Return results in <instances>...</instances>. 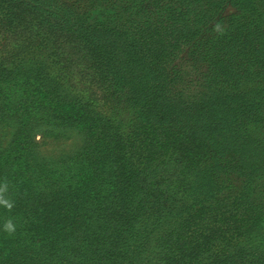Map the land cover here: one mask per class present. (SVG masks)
<instances>
[{
  "label": "trees",
  "instance_id": "obj_1",
  "mask_svg": "<svg viewBox=\"0 0 264 264\" xmlns=\"http://www.w3.org/2000/svg\"><path fill=\"white\" fill-rule=\"evenodd\" d=\"M0 264H264V0H0Z\"/></svg>",
  "mask_w": 264,
  "mask_h": 264
},
{
  "label": "rangeland",
  "instance_id": "obj_2",
  "mask_svg": "<svg viewBox=\"0 0 264 264\" xmlns=\"http://www.w3.org/2000/svg\"><path fill=\"white\" fill-rule=\"evenodd\" d=\"M236 9L231 5H228L223 11L222 16H228L235 13ZM45 126H41L39 131L36 133L35 142L36 149L38 148L37 155L41 159L48 160L50 157L54 156H64L68 157L71 154L75 153L77 149L83 143V136L79 130L70 129L68 130L65 135L56 140L52 137L42 136V132L45 130ZM7 138L11 137V129L8 128L7 130ZM34 142V144H35ZM5 252V249H3Z\"/></svg>",
  "mask_w": 264,
  "mask_h": 264
},
{
  "label": "clouds",
  "instance_id": "obj_3",
  "mask_svg": "<svg viewBox=\"0 0 264 264\" xmlns=\"http://www.w3.org/2000/svg\"><path fill=\"white\" fill-rule=\"evenodd\" d=\"M6 227H7L9 230H11L13 226H12L11 223H9L8 225H6Z\"/></svg>",
  "mask_w": 264,
  "mask_h": 264
}]
</instances>
